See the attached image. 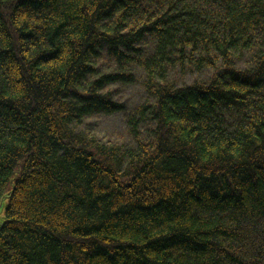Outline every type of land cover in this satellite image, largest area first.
Listing matches in <instances>:
<instances>
[{
    "label": "trees",
    "instance_id": "obj_1",
    "mask_svg": "<svg viewBox=\"0 0 264 264\" xmlns=\"http://www.w3.org/2000/svg\"><path fill=\"white\" fill-rule=\"evenodd\" d=\"M5 195L0 264H264V0H0Z\"/></svg>",
    "mask_w": 264,
    "mask_h": 264
},
{
    "label": "rangeland",
    "instance_id": "obj_2",
    "mask_svg": "<svg viewBox=\"0 0 264 264\" xmlns=\"http://www.w3.org/2000/svg\"><path fill=\"white\" fill-rule=\"evenodd\" d=\"M212 74H213V72H212ZM186 81L187 82H191L192 79L191 78L190 79L187 78ZM135 92L136 91L134 90L133 93H135ZM138 95H139V93H137V94L135 93V96H134L135 99H137ZM111 119H109L110 121H109L108 124H106L105 127L103 126V124H101V126L99 127V131L102 130L103 132L107 133L109 136L112 135V133L115 134V133H118V131H120L119 130V126H118V119H116V118H111ZM5 196H7V195H5ZM0 200H2V199H0ZM7 201H8L7 198L4 199L3 200V206H0V221L5 218V211H6L5 208H6V205H7Z\"/></svg>",
    "mask_w": 264,
    "mask_h": 264
},
{
    "label": "water",
    "instance_id": "obj_3",
    "mask_svg": "<svg viewBox=\"0 0 264 264\" xmlns=\"http://www.w3.org/2000/svg\"><path fill=\"white\" fill-rule=\"evenodd\" d=\"M7 198V196H3L1 199V202H0V206H3V200L4 199H6ZM4 224H5V218L3 219V220H1L0 221V231H1V229L3 228V226H4Z\"/></svg>",
    "mask_w": 264,
    "mask_h": 264
}]
</instances>
